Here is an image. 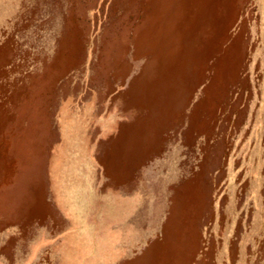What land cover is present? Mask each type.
<instances>
[{"label": "rangeland", "instance_id": "obj_1", "mask_svg": "<svg viewBox=\"0 0 264 264\" xmlns=\"http://www.w3.org/2000/svg\"><path fill=\"white\" fill-rule=\"evenodd\" d=\"M0 264H264V0H0Z\"/></svg>", "mask_w": 264, "mask_h": 264}, {"label": "bare ground", "instance_id": "obj_2", "mask_svg": "<svg viewBox=\"0 0 264 264\" xmlns=\"http://www.w3.org/2000/svg\"><path fill=\"white\" fill-rule=\"evenodd\" d=\"M158 176V175H157ZM156 179V178H155Z\"/></svg>", "mask_w": 264, "mask_h": 264}]
</instances>
